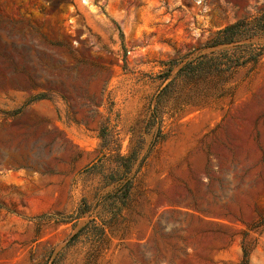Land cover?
Listing matches in <instances>:
<instances>
[{
	"label": "rangeland",
	"instance_id": "obj_1",
	"mask_svg": "<svg viewBox=\"0 0 264 264\" xmlns=\"http://www.w3.org/2000/svg\"><path fill=\"white\" fill-rule=\"evenodd\" d=\"M262 49L264 0H0V264H264V51L180 71Z\"/></svg>",
	"mask_w": 264,
	"mask_h": 264
},
{
	"label": "trees",
	"instance_id": "obj_2",
	"mask_svg": "<svg viewBox=\"0 0 264 264\" xmlns=\"http://www.w3.org/2000/svg\"><path fill=\"white\" fill-rule=\"evenodd\" d=\"M252 26V22L247 20H241L227 25L214 34V36L207 43L206 48H215L218 46L235 44L246 38H250L252 35L247 34L253 30ZM249 47H251V45L248 46V48ZM263 51L264 49H262L260 52L249 50L247 53V58L242 62H240L239 59H236L234 62L231 61V59L222 61L217 58H208L206 55H200L194 59H191L190 61H187L180 71L183 70V72H185V77L188 76L190 79H204L211 73L221 74L231 66L241 65L250 60L256 62L257 58ZM178 63L179 61H174L172 64L176 65Z\"/></svg>",
	"mask_w": 264,
	"mask_h": 264
}]
</instances>
